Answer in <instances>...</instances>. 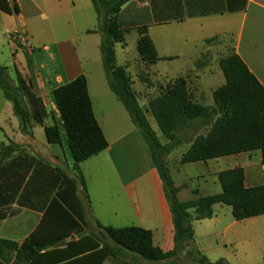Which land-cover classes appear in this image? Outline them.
I'll use <instances>...</instances> for the list:
<instances>
[{
    "label": "crops",
    "instance_id": "crops-1",
    "mask_svg": "<svg viewBox=\"0 0 264 264\" xmlns=\"http://www.w3.org/2000/svg\"><path fill=\"white\" fill-rule=\"evenodd\" d=\"M7 1L12 13L0 12L23 25V31L17 28L10 30L13 41L21 48L24 46L19 38L23 33L28 35L29 41L35 37V33L28 30L27 13L32 14L36 10L48 21L49 27L45 31L50 43L39 48L44 59L41 66L36 51H31V44L22 49L25 59L17 48L13 54L17 76L31 85L33 92L43 100L48 112L45 125L56 123L59 126L62 144H49L44 128L38 125L33 128L32 136L22 133L12 103L4 93L0 95V144L19 146L17 152L0 166V240L20 247L35 235V242L42 245L70 233L60 227V205L65 209L67 206L59 199L58 193L65 176L76 179V174L54 93L84 75L95 117L109 146L81 164L87 191L78 183L77 200L71 199V203L81 214L85 225L76 216L75 219L86 235L95 238L100 232L98 222L105 227H139L153 233L154 246L166 253L173 251L175 229L164 183L152 163L140 131L110 89L100 50L102 36L89 33L97 30L99 25L92 1L57 0L59 7L48 12L28 4L31 0ZM53 17L61 19L63 27L69 30V38L61 42L57 40L52 27ZM118 23L129 34L127 47L116 46L117 65L127 69L133 78V87L138 83L148 90L158 87L161 94L171 81L183 77L187 79L196 102L213 106V92L226 84V78L220 63L210 60L200 65L197 59L206 52L213 53L216 59L220 52L227 51V54L235 52L239 55L264 86V0H132L122 8ZM144 27L161 59L149 66L140 57L132 62L128 53L130 38L138 43V30ZM215 37H219L220 42H206ZM183 58H188V68L171 69L169 64ZM133 68L135 77L131 74ZM12 82L17 85L16 81ZM138 94L140 103L142 93ZM150 94L152 92L146 95ZM253 154L259 157L260 169L252 165ZM199 163L214 165L217 180L221 172L241 167L245 170L247 187L264 185L261 152ZM220 164L226 168H221ZM182 191L180 189L178 193L179 200L188 201L181 198ZM197 192L198 197L200 192ZM213 220L194 222V239L197 238V226ZM203 230L206 237L215 235L214 225L206 224ZM70 240L78 241L79 237L72 234L66 243ZM63 245L58 249L65 248ZM17 251L16 247L0 243V264H27L19 261ZM206 251L203 248L199 252ZM222 259L229 264L242 263L237 257ZM141 263L147 264L143 260ZM103 264L124 263L110 256Z\"/></svg>",
    "mask_w": 264,
    "mask_h": 264
},
{
    "label": "trees",
    "instance_id": "trees-1",
    "mask_svg": "<svg viewBox=\"0 0 264 264\" xmlns=\"http://www.w3.org/2000/svg\"><path fill=\"white\" fill-rule=\"evenodd\" d=\"M99 19L97 30L102 36L100 50L106 77L111 91L124 105L133 123L140 131L150 151L152 163L164 183L166 196L173 215L175 248L166 253L154 246L153 233L139 227L114 228L97 223L100 235L110 241H103L86 235L81 226L85 222L77 213L71 199L77 200L76 186L79 183L87 191L81 164L104 152L109 144L100 127L90 98L88 81L84 75L58 88L55 101L73 158L76 179L65 176L59 199L62 205L59 217L60 227L70 231L59 238L39 245L32 235L19 247L18 244L0 240L18 248L19 261L27 264H103L108 257H114L124 264H159L173 261L188 248L187 255L198 264H229L225 259L210 262L207 257L192 247L195 232L194 222L212 219L216 205L232 208L236 221L264 216V185L246 186L245 170L235 168L218 175L222 191L219 194L198 196L193 200L180 201V188L171 179L165 158L182 143L181 134L192 133V145L182 157V164L208 162L243 153L261 152L264 165V86L235 52L220 59V67L226 84L213 92L214 105L206 106L196 102L186 78L171 81L162 93L149 102L148 111L139 103V94L134 90V81L125 67L117 65L116 46L127 47L128 30L120 28L118 17L122 8L132 0H91ZM0 10L11 14L7 0H0ZM137 49L142 62L154 65L160 61L157 49L147 28H140ZM219 37L207 40L212 43ZM171 60V59H168ZM0 89L12 103L22 133L32 136L33 128H44L49 144H62L59 126H46L48 117L43 100L31 85L17 76V85L12 82L9 68L0 64ZM151 113L168 144H163L148 119ZM205 132V133H203ZM19 146L0 144V166L9 159ZM72 192V194H70ZM68 195V199H67ZM71 198H70V196ZM198 195V192H195ZM193 211V213L191 212ZM74 214V215H73ZM76 216L80 223L75 219ZM72 234L78 241L70 240ZM63 249H58L64 246ZM44 252V253H42Z\"/></svg>",
    "mask_w": 264,
    "mask_h": 264
},
{
    "label": "rangeland",
    "instance_id": "rangeland-1",
    "mask_svg": "<svg viewBox=\"0 0 264 264\" xmlns=\"http://www.w3.org/2000/svg\"><path fill=\"white\" fill-rule=\"evenodd\" d=\"M27 3L39 6L44 12H48L51 9L54 10L55 7H59L57 0H31V2L28 1ZM27 24L29 32L35 33L34 39L30 38L29 47L31 44V51H36V55L41 66L44 59L39 48H42V46L50 43V40L47 39L48 34L45 31L48 29L49 24L47 19L38 14L36 10L32 14L27 13ZM52 27L54 28L55 36L59 42L69 38L70 34L68 35L67 33L69 30L63 27V23L60 18H52ZM13 28H17L19 31L24 30L23 25L19 23V21L15 22L12 18L2 16L0 12V64L9 68L12 81L17 82V72L13 54L15 50L14 48H17L19 54L23 55L21 56L23 57L22 59H25V56L22 54V49L24 47L21 48L20 45L12 39L10 30ZM215 42H220V40ZM227 52H220L216 59L213 56V53L206 52V54L204 53L197 59V62L201 65L206 62H210V60H214L216 61L215 63L218 64L220 59L226 56ZM128 53L132 62L140 57L137 49V42L134 41V38H130ZM189 65L188 58H183L175 63L169 64L171 69H186ZM135 71V68L131 70V74L134 77L136 74ZM157 83L160 82L157 81ZM133 88L136 92L142 93L140 105L145 111H148L149 102L159 96L161 92V89L158 87H153L148 90L143 85H140V83ZM148 92H152V94L146 95ZM0 95H3L1 89ZM148 119L153 129L157 132L161 142L164 145L168 144L169 141L164 138L153 115L149 112ZM63 132L65 133V131ZM65 134L67 142V133ZM181 141L182 143L172 152V154L165 158L166 166L171 179L175 182V186H180V189L183 190L181 198L183 200H193L197 198V196L193 194V192L195 193L196 191L200 192L199 196L221 193L222 187L220 182L214 176V172L216 170L214 165L211 164L207 166L201 163L182 164V157L190 148V132L182 133ZM251 162L256 169H260L261 166L257 154H253ZM220 166L221 168H226L223 164H220ZM191 212L193 213V211ZM213 218L215 220L211 222L207 221L202 225L197 226V238L194 239L192 244V247L195 250L202 251L203 248H206V253L201 254L210 259V262H216L222 258L234 259L237 257L242 260L241 264H264V216L244 221H236L232 215L231 207L217 205L215 207V214ZM206 224L215 226V235L212 237H206V232L203 230ZM98 236L103 241H110L109 239L103 238L100 235V232L98 233ZM190 249L191 248H188L182 255L175 258L173 261L178 264H198L191 256L187 255ZM159 264H172V261L161 262Z\"/></svg>",
    "mask_w": 264,
    "mask_h": 264
},
{
    "label": "built area",
    "instance_id": "built-area-1",
    "mask_svg": "<svg viewBox=\"0 0 264 264\" xmlns=\"http://www.w3.org/2000/svg\"><path fill=\"white\" fill-rule=\"evenodd\" d=\"M19 40L22 46L29 47V38L26 33H23L21 37L19 38Z\"/></svg>",
    "mask_w": 264,
    "mask_h": 264
}]
</instances>
